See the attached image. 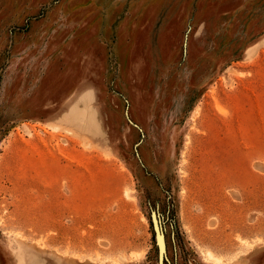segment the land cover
Masks as SVG:
<instances>
[{"label": "rangeland", "instance_id": "374dc122", "mask_svg": "<svg viewBox=\"0 0 264 264\" xmlns=\"http://www.w3.org/2000/svg\"><path fill=\"white\" fill-rule=\"evenodd\" d=\"M153 215L264 264V0H0V264H158Z\"/></svg>", "mask_w": 264, "mask_h": 264}, {"label": "water", "instance_id": "95a60500", "mask_svg": "<svg viewBox=\"0 0 264 264\" xmlns=\"http://www.w3.org/2000/svg\"><path fill=\"white\" fill-rule=\"evenodd\" d=\"M153 227L158 248V264H164L167 261L165 238L159 219L153 215Z\"/></svg>", "mask_w": 264, "mask_h": 264}, {"label": "bare ground", "instance_id": "6f19581e", "mask_svg": "<svg viewBox=\"0 0 264 264\" xmlns=\"http://www.w3.org/2000/svg\"><path fill=\"white\" fill-rule=\"evenodd\" d=\"M209 256H210L211 259L216 260L217 263H220L221 262L220 259L215 258L211 253L209 254Z\"/></svg>", "mask_w": 264, "mask_h": 264}]
</instances>
